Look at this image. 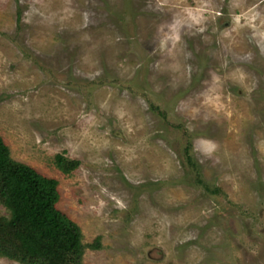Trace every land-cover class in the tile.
Segmentation results:
<instances>
[{"label":"rangeland","instance_id":"rangeland-1","mask_svg":"<svg viewBox=\"0 0 264 264\" xmlns=\"http://www.w3.org/2000/svg\"><path fill=\"white\" fill-rule=\"evenodd\" d=\"M0 135L82 264H264V0H0Z\"/></svg>","mask_w":264,"mask_h":264},{"label":"trees","instance_id":"trees-1","mask_svg":"<svg viewBox=\"0 0 264 264\" xmlns=\"http://www.w3.org/2000/svg\"><path fill=\"white\" fill-rule=\"evenodd\" d=\"M57 162L70 170L60 154ZM58 180L11 156L0 135V255L25 264H82L87 247L80 227L58 207Z\"/></svg>","mask_w":264,"mask_h":264}]
</instances>
